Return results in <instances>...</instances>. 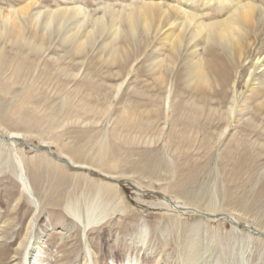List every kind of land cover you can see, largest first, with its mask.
I'll return each instance as SVG.
<instances>
[{"label":"rangeland","instance_id":"rangeland-1","mask_svg":"<svg viewBox=\"0 0 264 264\" xmlns=\"http://www.w3.org/2000/svg\"><path fill=\"white\" fill-rule=\"evenodd\" d=\"M122 1L125 0H0V10L6 14L11 8L30 5L27 11L30 15L67 2L80 3L91 13H98L102 5L118 6ZM254 25L247 32L251 39L257 36L251 49L256 43L264 42V32L259 33L258 24ZM165 32L164 29L153 33L151 45L143 53L145 60L156 56L160 59L159 55L169 53V45H163ZM57 40L52 41L45 61L63 57L61 63L73 72L74 62L69 55H64ZM186 50V47L179 50V65ZM75 62L81 64L79 59ZM146 65L142 67L140 84L153 85L155 80L146 71ZM246 65L242 61L237 64L240 97L248 93L246 88L241 91ZM84 67H79L76 81L83 77ZM44 70L41 66L38 71ZM97 70L102 74L106 71L100 60ZM53 71L51 67L41 75L43 81L35 77L45 84L46 94L34 95L23 108H19L18 97L0 95V133L11 131L25 135V141L18 144L24 156H41L44 150L35 152L31 145L45 143L53 155L72 159L76 167L82 168L50 169L44 162V168L62 188L61 204H47L37 222V241L49 261L83 264L84 245L91 243L93 257L99 264H126L130 258L136 259V264H182L188 249L200 250L195 264H264V237L261 239L246 228L264 233V150L241 142L249 132L247 128L237 129L232 122L223 141L226 147H221L209 131H170L161 130L162 126L142 135L134 134L136 142L128 143L122 135L113 133L117 131V118L125 115L122 107L124 103H138L139 115L147 117L149 113L143 109L149 101L123 100L124 86L109 100L88 95L83 90L72 94L75 82L62 77L56 79L57 73ZM255 75L258 81L254 90L243 99L250 106L251 111L247 113H254L264 125V72L257 71ZM182 87L186 97L195 100L212 92V86L199 90L184 83ZM83 103L93 109L83 108ZM260 142L264 143V137ZM0 161L5 167L11 162L10 149L2 144ZM4 170L0 174V234L4 237L0 244L7 246L3 250L6 259L27 230L32 206L19 194L21 187L12 175L13 170ZM45 181L41 188L43 194L51 190L50 182ZM168 202L172 207L166 205ZM67 204H72L84 217L92 212L97 216L99 212L101 217L105 213L104 219L84 239L82 226L66 213ZM195 209L202 214L227 215L232 221L210 219L197 214ZM212 210L216 213H211Z\"/></svg>","mask_w":264,"mask_h":264},{"label":"bare ground","instance_id":"bare-ground-1","mask_svg":"<svg viewBox=\"0 0 264 264\" xmlns=\"http://www.w3.org/2000/svg\"><path fill=\"white\" fill-rule=\"evenodd\" d=\"M29 7L11 8L6 14L0 10V95L18 97L19 108H23L34 95L46 94L45 84L35 77L42 79L41 75L52 67L53 72L57 73L56 79L62 77L75 82L72 94L83 90L88 95L109 100L124 86L123 100L139 98L149 101L143 109L149 113L147 117L139 115L141 107L138 103H124L122 111L125 115L117 118V131L113 133L122 135L128 143L136 142L134 134L142 135L149 129L162 126L161 130L167 128L170 131H209L221 147H226L224 137L234 122L237 129L245 131L247 128L249 131L241 140L246 143L245 146L264 150V143L260 142L264 137L263 121L254 113H247L251 111L250 106L243 99L254 90V84L258 81L255 72H264V42L256 43L251 49L257 36L251 39L247 33L255 22L259 27L257 31L264 32V0H139V3L125 0L118 6L104 4L98 13H91L80 3L57 4L55 8L30 15L27 12ZM164 29L163 45H169V53L159 55L160 59L156 56L145 60L143 53L151 45L153 33H160ZM54 39H58L64 55H69L72 64L74 62L73 72L61 63L63 57L49 63L45 61ZM185 47L186 54L179 65V50ZM78 59L81 64L75 62ZM98 60L105 65L103 74L97 70ZM241 61L247 64L241 91L246 88L248 93L243 97H240L242 92L239 93L237 79V64ZM146 63V71L155 80L153 85L140 84L143 82L140 79L142 67ZM41 66L45 70L39 73ZM83 66L86 67L84 75L76 81L79 67ZM112 69L114 73H111ZM108 81L117 82L107 84ZM184 83L192 84L199 90L212 86V92L197 100L187 98L182 87ZM88 106L83 103L82 107ZM89 109L93 108L89 106ZM230 138L235 139L233 136ZM24 141L25 135L20 132L0 133V144L10 149L11 157L8 167L0 164V174H4V169H12V175L21 187L19 194L32 206L27 230L9 258L5 259L3 254L7 246L3 242L0 244V263L59 264V261L52 262L45 257L43 246L37 241V222L41 211L45 210L47 204L60 205L62 201L61 185L44 168V162L50 169L57 166L82 168L76 167L72 159L63 160L53 155L45 143L31 145L35 152L44 150L41 156L26 157L18 146ZM45 180L50 182L51 190L43 194L41 188ZM261 191L256 192L257 195ZM72 204L65 205L66 213L82 226L81 233L86 239L87 232L99 220L103 221L105 213L101 217L99 212L98 216L92 212L84 217ZM166 205L172 207L169 203ZM210 212L216 213L213 210ZM196 213L202 214L198 210ZM224 217V220L232 221L229 216ZM252 231L255 232V229ZM261 237H264V233L259 235ZM0 239L4 240L3 234H0ZM5 239L7 244L8 240ZM198 251L188 249L182 264L198 262ZM82 259L83 264H99L98 259L93 257L91 243H85ZM126 264H136V259L130 258Z\"/></svg>","mask_w":264,"mask_h":264},{"label":"water","instance_id":"water-1","mask_svg":"<svg viewBox=\"0 0 264 264\" xmlns=\"http://www.w3.org/2000/svg\"><path fill=\"white\" fill-rule=\"evenodd\" d=\"M32 148H33V146H32ZM65 163H67L66 161H64ZM169 203V202H168ZM202 216H205V217H207L209 214H201ZM211 215V214H210ZM207 218H210V219H223V218H225L224 217V215H218V216H214V215H212V216H209V217H207ZM229 222V221H228ZM235 225H238V224H235ZM246 228L247 229H249V231H252L250 228H248L247 226H246ZM257 234H259V235H263V233H261V232H259V231H255Z\"/></svg>","mask_w":264,"mask_h":264}]
</instances>
